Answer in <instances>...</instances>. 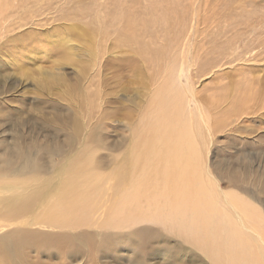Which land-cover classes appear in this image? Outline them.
<instances>
[{
  "label": "rangeland",
  "instance_id": "1",
  "mask_svg": "<svg viewBox=\"0 0 264 264\" xmlns=\"http://www.w3.org/2000/svg\"><path fill=\"white\" fill-rule=\"evenodd\" d=\"M171 66L193 92L196 185L214 188L226 212L230 194L264 217V0H6L0 79L15 96L0 101V139L58 148L43 172L0 170V264H219L176 225L112 215L136 174L134 132ZM38 116L54 129L36 127ZM82 164L102 189L85 222L60 220L49 208Z\"/></svg>",
  "mask_w": 264,
  "mask_h": 264
},
{
  "label": "bare ground",
  "instance_id": "2",
  "mask_svg": "<svg viewBox=\"0 0 264 264\" xmlns=\"http://www.w3.org/2000/svg\"><path fill=\"white\" fill-rule=\"evenodd\" d=\"M5 2L6 0L0 1V15ZM133 21L130 18L128 20L124 33L127 38H133L128 32L130 22L133 24ZM174 71L173 66L166 70V76L164 75L149 104L151 108L141 119V127L134 132L135 144L139 147L131 163L137 167L136 174L122 191L112 215L121 223L131 222L139 215L141 219L154 218L153 220L168 222L171 226L176 225L219 264H264V217L245 200L230 194L231 202L228 203L227 200V203L231 204V209L226 212L219 202L216 203L214 188H206L203 183L196 185L203 180L199 172L203 161L201 162V155L196 150L194 140L197 136H193L192 123L184 112L186 93L192 96L193 92L187 90L184 93L175 85ZM58 76L60 75L53 78ZM14 88L13 83L7 79H0V101H5L3 94L8 97L7 100L15 96ZM59 117L60 115L57 118ZM201 117L203 118L202 115ZM35 122L40 129H54L47 123L45 116H38ZM51 132L48 131L46 137L54 136ZM17 137L11 141L0 139V170L11 174L18 169L26 171L35 168L45 171L49 158L44 153L55 152L57 145L48 148L37 139L19 144ZM71 169L74 173L66 174L61 179L57 199L49 210L56 211L60 220L85 222L87 219L83 215L94 209L97 195L102 189H99L101 177L93 174L91 168L84 164ZM24 190L18 196V201L27 205L29 195L24 194ZM142 196L146 197L149 210H142L139 203ZM158 199H166L165 205L158 208L155 203ZM118 209L125 211L123 219L119 218ZM62 211L66 214H62ZM133 211L138 214L133 215Z\"/></svg>",
  "mask_w": 264,
  "mask_h": 264
}]
</instances>
